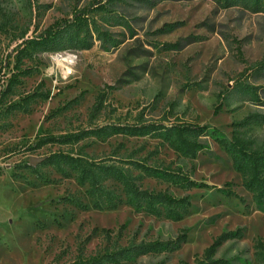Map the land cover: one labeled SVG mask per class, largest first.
Segmentation results:
<instances>
[{
    "label": "rangeland",
    "instance_id": "374dc122",
    "mask_svg": "<svg viewBox=\"0 0 264 264\" xmlns=\"http://www.w3.org/2000/svg\"><path fill=\"white\" fill-rule=\"evenodd\" d=\"M93 1L31 0V11L28 0H0V264H70L80 255L101 254L132 240L174 238L184 230L187 240L177 250L110 264H193L221 232L239 226L245 227L244 235L223 242L216 255L235 258L237 264H264L255 246L258 238L264 239V212L257 210L231 157L215 141L208 139L209 151L193 159L160 138L123 134L33 148L45 134L134 123L141 113L151 121L215 125L228 135L239 129L264 144V125L238 126L248 114L264 113L263 103L224 99L237 81L264 87V73L253 69L264 60V12L239 5L222 8L213 0H156L153 6L128 0L115 7L126 23L108 13L95 15L120 40L117 47L106 50L96 40L89 49L27 58L24 67L31 74L20 76L4 93L17 72L20 34L26 28L29 36L39 33ZM166 24L174 26L160 31ZM102 91L106 99L94 111ZM58 151L124 166L131 159L174 162L197 181L216 186L233 182L246 203L214 188L184 189L133 170L144 187L190 194L192 206L185 217L173 220L135 210L119 183L113 188L122 203L96 209L88 185L76 181L75 171L48 160ZM32 157L43 161L32 166Z\"/></svg>",
    "mask_w": 264,
    "mask_h": 264
},
{
    "label": "trees",
    "instance_id": "16d2710c",
    "mask_svg": "<svg viewBox=\"0 0 264 264\" xmlns=\"http://www.w3.org/2000/svg\"><path fill=\"white\" fill-rule=\"evenodd\" d=\"M28 1L32 11V2ZM137 1L152 6L156 3V0ZM213 1L222 8L239 5L256 12H264V0ZM126 2L128 0H95L90 5L75 8L70 16L55 19L41 32L32 36L28 35L29 28H26L18 37L20 42L15 64L17 72L8 79L4 93L12 90L20 76L31 74L30 69L24 67L27 58L32 59L44 52L89 49L96 40L101 41L106 50L117 47L120 40L115 38L109 30L103 29L95 15L99 12L108 13L109 18L123 24L126 19L123 14L116 12L115 7ZM173 26L174 24H166L160 31H166V27L172 28ZM253 69L256 73H264V60L260 61ZM260 90L264 93V87L237 81L232 88L228 89L224 99L230 100V98L236 97L242 101L247 100L254 104L263 103L264 105V100L260 97ZM105 99V92H100L98 101L94 105V111H99L102 108ZM222 104L224 105L226 102ZM217 111L218 109L215 110V113ZM261 125H264V113L259 112L248 114L238 123V126L245 127V129ZM118 134L160 138L182 157L189 159L195 158L200 152L209 151L208 139L215 141L231 157L235 170L243 178L244 188L252 194L257 210L264 212V144L258 143L257 139L239 129H235L231 135H228L215 125L184 122L180 119L174 122L151 121L145 119L141 113L134 123H109L65 134H45L37 140L33 148L47 144L74 145L90 137L106 138ZM48 158L54 163H63L75 171L76 181L80 185H88L87 192L96 209H114L122 203L121 195H118L113 188L114 183H119L122 186L126 202L132 205L135 210L161 215L173 220L185 217L192 206L190 194L177 196L168 189L155 190L144 187L138 180L139 176L133 174V170H138L141 175L147 177L171 182L184 189L214 188L226 197L237 198L241 203H246L245 197L234 189L233 182L228 181L224 186H216L197 181L185 171L183 166L175 165L174 162L168 164L149 163L146 159H131L126 160L125 163L128 166H124L96 160L84 154L74 155L71 152L63 151L52 153ZM77 204L82 208H87V205L81 201H78ZM103 231L110 232L111 229L103 228ZM244 231L245 227L243 226L224 230L205 248L202 255L193 264H237L235 258L217 256L216 254L223 242L230 238L242 237ZM187 237L188 233L184 230L174 238L132 240L117 249L106 250L101 254L80 255L70 264H110L123 260H135L146 253L177 250L187 240ZM255 246L258 248L259 255L264 257V239L258 238ZM183 264L189 263L184 261Z\"/></svg>",
    "mask_w": 264,
    "mask_h": 264
},
{
    "label": "water",
    "instance_id": "95a60500",
    "mask_svg": "<svg viewBox=\"0 0 264 264\" xmlns=\"http://www.w3.org/2000/svg\"><path fill=\"white\" fill-rule=\"evenodd\" d=\"M42 161H43V158L32 157L31 164H32V166H37Z\"/></svg>",
    "mask_w": 264,
    "mask_h": 264
}]
</instances>
